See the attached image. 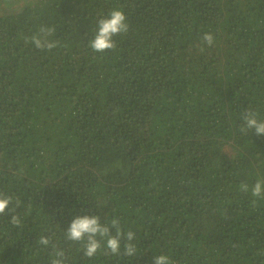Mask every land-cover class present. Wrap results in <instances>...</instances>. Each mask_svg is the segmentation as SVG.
<instances>
[{"label": "trees", "instance_id": "obj_1", "mask_svg": "<svg viewBox=\"0 0 264 264\" xmlns=\"http://www.w3.org/2000/svg\"><path fill=\"white\" fill-rule=\"evenodd\" d=\"M114 8L129 31L94 52ZM246 109L264 119V0H0V264H264V198L239 188L264 181ZM76 215L118 218L136 254L84 256Z\"/></svg>", "mask_w": 264, "mask_h": 264}, {"label": "clouds", "instance_id": "obj_2", "mask_svg": "<svg viewBox=\"0 0 264 264\" xmlns=\"http://www.w3.org/2000/svg\"><path fill=\"white\" fill-rule=\"evenodd\" d=\"M129 31L127 18L123 11L119 8L110 10L107 15L101 16L97 21V27L93 38L89 41L88 47L94 51L103 53L105 50H112L116 47L113 37L120 34H126ZM54 29L41 27L38 34H34L29 39L31 43L41 50H51L56 47L55 41L48 39L52 35ZM204 44L211 46L214 38L211 33H204L201 37ZM27 42V41H26ZM251 131L257 136H264V119H260L258 113L254 110H245L242 115V124L240 131L242 133ZM240 190L248 193L256 198H264V181L257 180L251 188L246 183L239 186ZM255 203V201H253ZM12 203V197L0 192V215L5 214L6 210L10 213L14 211L9 208ZM20 201H16L19 206ZM9 222L15 226L20 224L17 215L12 214ZM114 230V234H113ZM65 237L69 241L80 242L83 245V255L92 258L101 252L104 255H124L134 256L136 254V246L133 241L136 233L129 230L123 231L118 218L113 217L109 223L102 224L100 217L97 215H76L72 218L67 229ZM38 243L42 246H48L50 239L41 236ZM123 243V252H121V244ZM51 264H65V254L63 250H57ZM152 264H173L170 257L160 254L152 257Z\"/></svg>", "mask_w": 264, "mask_h": 264}]
</instances>
